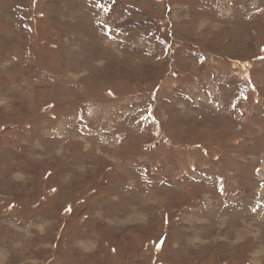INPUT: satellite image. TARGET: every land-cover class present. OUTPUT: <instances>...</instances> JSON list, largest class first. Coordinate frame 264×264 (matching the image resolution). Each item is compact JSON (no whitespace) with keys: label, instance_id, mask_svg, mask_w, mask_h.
Segmentation results:
<instances>
[{"label":"rangeland","instance_id":"rangeland-1","mask_svg":"<svg viewBox=\"0 0 264 264\" xmlns=\"http://www.w3.org/2000/svg\"><path fill=\"white\" fill-rule=\"evenodd\" d=\"M0 264H264V0H0Z\"/></svg>","mask_w":264,"mask_h":264}]
</instances>
